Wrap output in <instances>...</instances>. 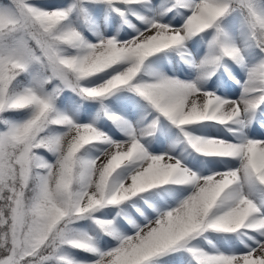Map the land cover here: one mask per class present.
I'll return each instance as SVG.
<instances>
[{
    "label": "snow or ice",
    "instance_id": "obj_1",
    "mask_svg": "<svg viewBox=\"0 0 264 264\" xmlns=\"http://www.w3.org/2000/svg\"><path fill=\"white\" fill-rule=\"evenodd\" d=\"M0 264H264V0L0 2Z\"/></svg>",
    "mask_w": 264,
    "mask_h": 264
},
{
    "label": "rangeland",
    "instance_id": "obj_2",
    "mask_svg": "<svg viewBox=\"0 0 264 264\" xmlns=\"http://www.w3.org/2000/svg\"><path fill=\"white\" fill-rule=\"evenodd\" d=\"M45 2H47V3H57V2H59V0H45ZM68 95H71V94L68 93Z\"/></svg>",
    "mask_w": 264,
    "mask_h": 264
},
{
    "label": "trees",
    "instance_id": "obj_3",
    "mask_svg": "<svg viewBox=\"0 0 264 264\" xmlns=\"http://www.w3.org/2000/svg\"><path fill=\"white\" fill-rule=\"evenodd\" d=\"M0 2H6V0H0Z\"/></svg>",
    "mask_w": 264,
    "mask_h": 264
}]
</instances>
